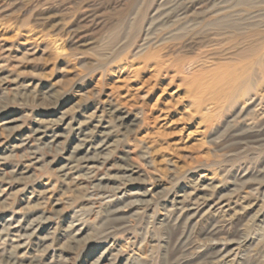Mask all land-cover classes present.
Returning a JSON list of instances; mask_svg holds the SVG:
<instances>
[{"label":"rangeland","instance_id":"obj_1","mask_svg":"<svg viewBox=\"0 0 264 264\" xmlns=\"http://www.w3.org/2000/svg\"><path fill=\"white\" fill-rule=\"evenodd\" d=\"M262 122L264 0H0V264H264Z\"/></svg>","mask_w":264,"mask_h":264},{"label":"bare ground","instance_id":"obj_2","mask_svg":"<svg viewBox=\"0 0 264 264\" xmlns=\"http://www.w3.org/2000/svg\"><path fill=\"white\" fill-rule=\"evenodd\" d=\"M249 1V0H248ZM222 18L221 19H219V22L221 23L222 22ZM198 84H200V82L198 83ZM203 84V83H202ZM201 84V85H202ZM202 87H205L204 86V84H203V86ZM262 125H260V127L258 126L257 128H253V129H248V130H245L243 133L242 132H240V133H237V134H235L233 137H231L232 138V140L234 139V142H235V144H234V142H233V144L234 145H237V144H241V139L242 138H244V139H251V140H254V141H257V140H263L264 139V137H262V133H264V130H263V128L261 127V126H264L263 124H264V122H262L261 123ZM242 137V138H241ZM262 137V138H261ZM231 140V141H232ZM230 141V140H229ZM252 142V141H251ZM229 144H231V142L229 143ZM263 144V143H262ZM259 145V144H258ZM262 146V145H261ZM195 211L196 210H194V211H191V213H190V211H188V212H186V215H190V216H192V215H194L195 214ZM112 215V214H111ZM115 215V214H114ZM186 219H189V217H186ZM183 223V222H182ZM207 223H211V221L209 222H207ZM206 223V224H207ZM191 228V227H190ZM207 228L208 227H206V226H203V224H202V227L200 228L201 230V232H200V234H204V233H207L208 235H209V238H210V240L212 239V237L211 236H215V235H219V234H221L223 231L222 230H220L217 226H216V223H214V224H212L211 225V227L207 230ZM23 230V229H22ZM207 230V231H206ZM192 231V230H191ZM190 231V232H191ZM180 236V235H179ZM197 237V236H196ZM177 238H179V237H177ZM185 238V237H184ZM188 239V237H186L184 240H181L182 242H180V244L181 245H183V247H184V245H186L187 243H186V240ZM178 241V240H177ZM17 245V244H16ZM188 246V245H187ZM188 250V249H187ZM204 252V251H203ZM179 253V252H178ZM177 253V254H178ZM184 253V252H183ZM186 254H187V252H186ZM189 254V253H188ZM214 254V253H213ZM217 254H219V252H216V255ZM1 255V254H0ZM3 255V254H2ZM190 256V255H189ZM214 256V255H213ZM175 258V257H174ZM178 258V257H177ZM175 259L173 262H174V264H184V260H181V259ZM184 258V257H183ZM15 259H16V256H15V253H14V251H11V252H9V254H7V257H6V263L5 264H10L9 262L11 261V260H13V262L15 261ZM32 261H33V264H40L39 263V260L37 259V258H32ZM190 264V263H189Z\"/></svg>","mask_w":264,"mask_h":264}]
</instances>
